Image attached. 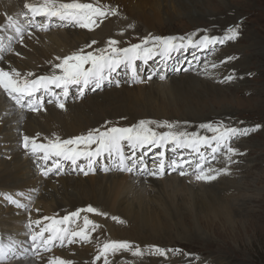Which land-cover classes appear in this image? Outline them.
<instances>
[{
  "label": "rangeland",
  "instance_id": "rangeland-1",
  "mask_svg": "<svg viewBox=\"0 0 264 264\" xmlns=\"http://www.w3.org/2000/svg\"><path fill=\"white\" fill-rule=\"evenodd\" d=\"M27 1L28 0H14L15 7L17 6V9H16L17 13L21 17L20 18L18 16L20 18L19 20L21 21V23L25 25H26V21L22 14L26 13L27 9L24 7V5L32 4V2L33 3H38L39 1L41 3L43 2L42 0H29V2ZM90 1L91 2L89 3H93L94 5H99L97 4L98 0H90ZM127 2L129 4H134L135 2L140 3V0H127ZM160 3L162 4V6L167 5L169 10L171 11V15L172 16L174 15L173 19H171L169 22L167 21L164 23H159L157 25V29H154V27L150 29L152 30V32L149 31L148 33H146V31L148 30L142 29L140 31L141 32L140 34L141 35H143V33L144 34L146 33V34L143 36H141L139 33L136 34V37L139 38V43H141L143 39L145 37H148L149 35L150 36H160L163 38H168V37H173V36L179 38L181 36H184V37H187L189 35L194 36L196 33L205 34L209 32L208 29L216 21L221 23L220 22L221 18L217 14V12H215V10H213L209 4L205 3L202 0H196V2L192 5H191L192 2H190V0H176V1L174 0L173 4L171 3V0H169L167 4L163 3L161 0ZM219 4H222L224 7L230 8L231 9L230 11H232V14H234V16L236 14V16L234 17L238 21L236 25H239V26L241 25L243 29V33H242L243 35L239 36L234 41H231V42L226 41L223 45H221L220 48H218L217 51L212 52L214 54H219L220 56L224 52H229V53L231 52V54L227 55V57L233 58L231 61L224 63L223 61L225 57H222L223 59L218 58L219 63L214 69L209 68L211 64H208L207 61L200 64L202 66L204 63H206L207 69H209V72H210L209 77L202 78L201 82H207L206 84L208 85L209 83H214L217 86H221L222 87L221 90H224L230 93L231 99L229 98L227 101H223L222 103L221 102L219 103L208 102L206 104H202L201 102H196L195 106H197L198 108L197 109L199 112L198 116H193V115L191 116L189 114H185V112H183L184 110H182L179 112L178 115H174V117H177V120L166 118L168 115H170V112L167 113L168 115L166 114V112H164L165 113L163 114L164 116L160 118H157V119L151 118V119L156 120V121H168L174 124L176 123L179 126V130H184L188 132H193L194 130L195 132L201 135H208V136H211L212 133L208 132L207 130L201 129L199 127L200 124L219 123L221 121L222 122L224 121V123L226 124L227 119H225L224 116H228V115L230 117H234L233 122H230V123H232L233 125H235V127H238V128H243L247 124V129H249L250 127V130H251V129H255L256 126L259 125V129L252 131L251 134L244 135L242 136V138H239L237 140L234 138L231 141L232 147L238 150H242L243 148H245L244 149L245 153L242 154L243 156L237 155L233 157V160L237 161L235 163H231V164L227 163L224 155L221 153H217L216 159L212 160L213 154L211 153L209 148L206 150L208 157L211 156L210 157V161H211L210 167L219 169L218 164L224 162L225 167L229 169L228 174L220 175L218 179L210 183H207V184L201 183L200 187L199 185H197L200 183V181L193 182V181H190V179L186 177L182 179L183 180L182 183L189 186V188H192L193 190H195V188L201 190L200 194H202L203 190H206V192H208L207 187H206L208 184L212 185L213 187H216L221 184H228L231 187L232 186L237 187L238 190L236 189V190H233L232 192L227 191L226 196H223L221 193H218V195L220 199L226 198V197L229 198L232 202L230 204L235 208L233 209V211L235 210V212L238 211L242 214L238 216L231 215V217L228 218V220L226 221L225 220L224 221L223 220L209 221L206 225L205 221L202 219L205 217V214H199V213L196 214L194 210H191L193 215L190 217V221L187 220L186 222L185 221L182 222L181 227H179L178 221H176L177 224L175 225L174 220H172L171 218H167L166 225L160 226L158 231L153 232L150 230L143 231L140 229L141 227L132 228L131 224L133 221L129 219L124 220L123 218H121V216L117 214L115 215H117L119 218L116 219L117 221L113 220L112 219L114 217L112 215L113 213L109 212L110 206H108L105 209L98 208V211L102 213H106L107 215H104V216L99 215L98 222L94 218L96 215L89 216V218L93 222L98 223L97 225L99 227L97 228V230L100 229L101 231L104 232L103 237L110 241L116 239L117 237H120L121 241H129V242H132L133 244V249L131 250H127V251L121 250L117 253H109L108 257L111 258L109 260V264H113V261H112L114 259L113 257H120L121 259L125 260L122 262H115L116 264H128V261L132 264H136L139 262L141 258L142 259H141L140 264H158V261L156 260L144 258L146 254H148V252L150 251L151 246H159L161 248L167 246V249H176V251H174L177 253L175 254L176 257L174 259H169L171 256V251H170L167 254V259H163L161 261V264H187L189 261H191V257L194 256L195 251H198V249H199V252H203L204 254L202 255L200 253L202 255V264H264V58H263L264 57V0H213L214 7L218 6ZM103 7L108 8L107 5ZM111 7H115V6L112 5L109 8ZM182 8H184L185 10H183ZM188 8H191L190 9L191 13L194 10H196L198 17H191L193 16V14H191L190 12H186ZM145 9L148 10V7H145ZM154 9L156 10V12H158V14H160L159 12L162 11L161 8H158V4H155ZM180 11H181V14L179 13ZM29 14L31 13H28V16L30 17ZM164 14H165L164 11L161 12L162 17H164ZM227 14H231V13H227ZM203 15H205L204 16L205 19H201L200 21H198ZM117 16H120L122 18V22L114 21V24L106 22L107 18L110 19L114 17L111 15L99 21L98 27H99L100 36L98 39H99V44L101 47L104 46L106 38H108V40L115 39L118 41L116 37H112V36H118V35L127 36V34L132 32V28L128 26L129 20H126V15L123 13H117L115 17ZM41 20L43 19H41L40 17H37L35 19V21H38V22H41ZM48 22L49 23L53 22L56 25L52 27L51 29H49L47 33H45L46 29L43 30V29H37L33 27L29 31H25V34L21 37V36H18L15 30L12 28L14 32L12 35L14 36L11 39L12 35L11 36L9 35L11 31L2 30V33L0 32L1 34L0 40L6 35L8 36H6L5 38H9V40L7 41L5 45V49L2 51V57H4V59L0 61V66H1L0 68H2V65L4 64L9 65L10 64L9 61L13 60L14 63L15 62L18 63V67L16 66H13V67L16 68V70L18 69L17 71L21 72L22 77L27 76L28 73H26V70L21 69L24 65L22 64L21 59L18 56V52H21L22 49L29 48L30 41L27 39V36L34 34V32L40 33L41 35H48V34H53L57 32L58 33L56 35L71 33L77 36V33L74 31H78L80 29V27L78 26L76 28V26L69 25L63 22H59L55 18H53L52 21H48ZM232 25L234 26V23L231 24V26ZM98 27H94V29ZM229 27L228 25L227 27L226 26L223 27L221 38H223L226 30ZM108 28H109L110 33H108ZM42 30L44 32H42ZM80 31L85 36L86 34H91L92 32V30L91 31L80 30ZM157 33L159 34L157 35ZM103 35H106V36L102 38ZM246 36H247V40L244 41L242 45L234 46L236 45V42L238 41V39H241L243 37L246 38ZM249 37L251 38L255 37L257 38L258 42L261 43V47L258 51L260 54V57L258 60H252L251 57L248 58V54L250 53V49H251L250 48L251 43L249 41ZM13 39L16 40L17 42L14 41V43H12ZM97 40L95 39L96 42H98ZM73 42L74 41L72 39H69L68 44H63L64 46H68L67 52L69 53L78 51L77 47H80V46H82L81 48H86V43L83 42L81 39L79 40V46H78L77 41H75L76 43H73ZM99 44L95 46L96 49L101 48L99 47ZM74 45L77 47H75ZM69 49L71 51L72 49L73 50L75 49V50L71 52ZM235 50L237 52H235ZM239 58H244V61H243L242 67H239L238 69H236L235 64H236V61L239 60ZM191 60L192 59L189 58V62H191ZM200 65H195V71L192 73L194 76H196V74H198V76H202V75L204 76L205 73L203 72L205 71V67L203 68L201 67V70L199 71V73H197L198 70L200 69ZM187 74L188 72L184 74H180V75L177 74L175 76H172V78L173 77L181 78L179 76H184ZM227 75H232L235 78L231 82H223V83L220 82ZM152 77L154 76L152 75ZM170 79L163 83H159L153 78L151 80H147V77H145L144 75L143 81L142 82L139 81L137 84L140 86L128 87V89L129 91L132 89L134 91L137 88H148L149 86H156L158 84H161V86L167 89L170 87V81H171ZM226 85L228 86L226 87ZM121 87L123 86H119L118 88L117 87L115 88H117L116 90H119L121 89ZM72 89L73 90L71 91V97L69 98V103L65 104V106L72 105V104H78L81 102L83 103L87 102L88 96H89L88 94L84 95L79 100L80 97L76 96V88L73 87ZM53 91L59 92L60 90L53 88ZM163 94H167V93L163 92ZM92 95L94 94H91V96ZM104 95L106 94H103L102 96ZM196 95H199V93ZM128 97L132 99L131 94ZM48 99H49L48 95L44 94V106L41 109V111L42 110L48 111V109L52 108V106L56 107L54 102L51 104L47 103ZM154 100L156 99H153L152 101ZM14 109H18L19 111L32 112L37 117L38 111H32L27 108L21 109L19 106H14ZM155 109L156 107L152 109H148V111L145 112L144 108H142L141 111H139V108H137L136 111L138 110L141 113L140 115H145V113H148V115H150L151 113L149 112L150 111L154 112ZM92 110H95V113H92L91 110H88V109L85 113H83L86 116L88 124L89 123L91 124V121L93 118H95V120H98V122H100L101 124H104L102 123L103 117L102 116L100 117L99 114H104L107 117H110L111 115L110 113L111 111H107L105 109H99V108L95 109L94 108ZM225 110H228L230 112L225 113ZM157 111H159V113L161 112L160 110H157ZM129 112H132V111H129ZM172 112L175 113L177 111L173 110ZM212 112H214V114H210ZM256 113H258V116L261 122H257V121L254 122L253 119L256 116ZM134 114L137 117L136 113H133V115ZM247 114H250V116H253L254 114V116L253 118L250 117L248 119L243 118L242 115H247ZM145 118H146L145 116L143 118L138 117L134 120V122L138 123L140 119H145ZM181 118L190 119L192 120V122L188 121V124L185 125L180 122L181 120L179 119ZM105 120L103 121L105 122ZM194 120H200V121L195 122ZM111 123L112 122H110L108 126H111ZM18 124L21 125L22 127L24 125V123L21 124V122H19ZM130 125L132 124L125 125V126H130ZM3 126L4 124L0 121V129H2ZM157 131L163 132V131H166V129H157ZM2 141L3 139H0V171H1V165L4 163V161L8 163L11 162V156L6 155L10 153L9 151L10 144L6 142L3 143ZM248 151H251L252 154L247 155ZM126 154L130 155L131 150L126 148ZM38 159H40V157L37 156V153H34L33 155L30 154L29 156H27V158L23 160H26L27 162L31 163V161L33 160L36 161ZM108 165L110 168H112V170L107 173L113 174V175H120V177L122 176L121 177L122 180L119 179V181H126V179L129 178L127 177V175L130 173L121 172L119 170H116L114 167H112L111 164H108ZM37 166H38L37 167V170H38L39 165ZM186 168H190V167L187 166ZM98 174L104 175L103 171L101 170L100 165H99L98 171H96V168H95V171L89 173L87 176H85L83 173L76 171L75 178L74 177L67 178L66 176L63 178L67 180H71V181H78L79 183L78 186L83 188L82 185L84 186V184L90 183V181L93 178H96L99 176ZM187 176L190 177L191 174H188ZM43 178L45 179L44 182L46 183H50L51 179L54 180V178H50V179H48L47 177H43ZM171 178L176 179L177 176L173 174L168 178L160 180L163 183H159L158 185H165L164 182L169 183L167 179H171ZM35 181L36 179H34V182ZM202 187L203 188L206 187V188L203 189ZM27 188H31V189H27ZM35 189L39 190L40 192L38 194V196H40L38 198V201L40 200L42 201V203L38 202L37 205L38 206L40 205L41 209H45L47 206H50L49 204L50 202L48 203L49 204L48 205L47 203L44 202L42 198L48 197L46 193L52 194L54 193V191L51 190V188H47V187L44 188V185H42L41 187H34L32 185H28L18 190L15 189L16 190L15 193L13 190L9 188L1 187L0 192L5 191V194L3 197L0 198V207L7 208L8 206H10V208H9V212L7 211L3 212L2 209L0 208V219L4 217H11V218L23 217V219L26 221V216H25L24 211L19 206H17L19 204L18 202L19 198H17L16 196H19V194H22L21 198L27 201V196L34 193ZM57 189H59V187H57ZM150 189L153 190L154 195L146 196L145 201H146L147 206L153 207L155 209H159L161 208V206H164L161 203V199H164V198L166 199L168 195H165V197H162L161 199H159L160 196H162L163 194L157 195V189L151 186L150 184H147L146 190L151 191ZM41 190H43V192H41ZM58 191L59 192H57L55 195L57 196V200L60 199L61 194H64V193H67L70 195L77 194L76 192H74L75 190L72 191V189H67V188H62L61 190H58ZM78 191L81 193L80 196L83 198H85V195H89V193L88 194L83 193L82 189H78ZM118 193L116 194L113 193V195H111L110 202H114V201L117 202V200H119L120 196L118 195ZM177 194L182 195V196L184 195L185 198H189V197H186L187 195H189L187 191L179 190ZM8 202H10L13 206L6 204ZM191 203H192V200L189 199L187 201L188 208L191 207ZM146 213H150V211L147 210ZM160 214L161 213H159V216H161ZM187 217L188 216L185 215V218ZM80 220L83 221V217H81ZM120 220H123L124 223L122 224L119 223ZM181 228H183L184 230ZM10 230H11L10 231L11 234L9 233L8 234L9 236H12V237L17 236V237L24 238V233H25L24 225L21 226L20 229L16 231H14V228H10ZM28 232H29V229L27 230V233ZM114 236H117V237H114ZM162 238H165V239L162 240ZM17 240H19V238H17ZM22 240H19V241H22ZM76 243L80 244L84 242H81L77 239ZM88 245L90 247V250H89ZM88 245H81V247L75 248L76 251L68 250L65 254L60 253V256L54 254V255H51V257L52 258L53 257L63 258L65 260L69 259L71 261H74L76 258H78L77 254H80V256L82 257L83 253H86V255H90L93 253V251L95 250L94 247H91L89 243ZM86 247H88L87 249L89 251L86 249ZM135 247H139L142 250L143 254L141 256L132 255V251L134 250ZM83 250H86V251H83ZM79 251H82V252L79 253ZM96 251H99V248H97ZM129 256H131V258H129ZM132 257H134V259H132ZM195 259L198 260L197 257H195ZM93 260L96 264L97 263L103 264V262H99L100 260L96 261L95 258Z\"/></svg>",
  "mask_w": 264,
  "mask_h": 264
},
{
  "label": "bare ground",
  "instance_id": "bare-ground-1",
  "mask_svg": "<svg viewBox=\"0 0 264 264\" xmlns=\"http://www.w3.org/2000/svg\"><path fill=\"white\" fill-rule=\"evenodd\" d=\"M79 1L91 2L90 0H79ZM168 1L169 0H162V2L165 4H167ZM173 1L174 0H171L172 4H173ZM202 1L209 4L210 7H212V9L215 10V12H217V14L221 18V21H220L221 23L216 21L208 29L209 32L205 34L196 33L193 36L194 40H198L202 38L203 35H214V36L221 37L222 32H223L222 31L223 27L225 26L227 27V25L228 27L229 26L231 27V24L233 23H234V26L237 24L238 21L236 18H234L236 14L234 16V14H232V11H230L231 10L230 8L224 7L222 4H219L218 6L214 7L213 0H202ZM27 2H29V0ZM62 2H72V0H62ZM160 2L161 0H140V3L135 2L134 4H129L127 0H98L97 4L101 6L107 5L108 8L113 5L117 9V13L125 14L126 20H129L128 26L130 25L132 26L130 27L132 28V32L127 34V36L126 35L125 36H121V35L112 36L118 39L119 43L117 46L121 48L122 46H131L133 44L139 43V38L136 37V34L137 33L140 34L141 33L140 31L142 29L148 30L146 31V33H148L149 31L152 32V30L150 29L153 27L154 29H157V25L159 23H164L167 21L169 22L171 19H173L174 15L173 16L171 15V11L167 7V5L162 6ZM190 2H192L191 3L192 5L196 2V0H190ZM32 4L38 5V4H41V2L40 1L38 3L32 2ZM155 4H158V8H161L162 10L161 12L163 11L165 12L164 17L161 16V12H159L160 14L156 12L157 9L156 8H155L156 10L154 9ZM145 7H148L149 11L145 9ZM16 9H17V6L15 7L13 0H0V28L1 30L12 31L11 28L7 27L8 26L7 17L8 16L13 17V15H15L14 12L16 11ZM182 9L185 10L184 8ZM188 9L186 10V12L191 13L190 11L191 8H188ZM179 13L181 14V11ZM227 13H231V14H227ZM191 14H193V16L191 17H198L196 10H194ZM29 15H30L29 18H31V14ZM204 16L205 15H203L198 21H200L201 19H205ZM40 18L43 19L41 20L40 23L43 24V23L48 22L47 18L45 17L43 18L40 17ZM114 21L122 22V18L120 16H117V17L114 16L110 19L107 18L106 20V22H109L111 24H114ZM80 30L85 31L86 29L80 28L78 31L73 30L74 32L77 33V36L71 33L56 35L58 32L53 33V34H48V35H41L40 33L34 32V34L27 36V39L30 41L29 48L28 49L24 48L21 50V52H18V56L21 59L22 64L24 65L23 67L21 66L22 67L21 69L26 70V73L32 72L33 76L31 78H36L42 74L43 75L51 74L52 71L54 70L55 64L60 62L57 59V57L62 58L64 56L72 54V53L67 52L68 46L63 45V44H68L69 39H72L74 41L73 43H76L75 41H77L78 46H79L80 39L86 43V48H81L82 46L77 47L74 45L75 47H77L78 51L80 49H84L85 52L94 51V49H96L95 46L99 44V39H98L100 36L99 27L96 29H93L91 34H86V36ZM239 30H240V36H242L243 29L241 25L239 26ZM108 33H110L109 28H108ZM145 34L143 33V35ZM158 34L159 33H157V35ZM106 35H103L102 38H104ZM95 39L96 40L98 39L97 40L98 42L96 44H91V42L95 41ZM246 40H247V36L246 38L243 37L241 39H238V41L236 42V45L234 46L242 45L243 42ZM108 41H109L108 38H106L104 46L101 47L99 44V47L101 48L107 47ZM249 41L251 43L250 45L251 49H250V53L248 54V58L251 57L252 60H258L260 57V54L258 51L261 47V43H259L257 38L255 37H252V38L249 37ZM220 47L221 45L217 44L215 46H210L207 50H202L199 48L186 49V53H188L189 58L192 59L191 66L193 68L187 75L179 76L181 78L171 77L172 79H170L171 80L170 87L167 89L161 86V84H158L156 86H149L148 88H137L134 91L133 89L129 91L128 87H121V89L119 90H116V89L109 90V84L106 83L105 86L101 90H98L97 92H94L91 89L85 90L84 95L86 94L89 95L86 103L81 102L78 104L68 105V106H65L64 110L59 109L57 106L56 107L52 106V108L48 109V111H45V110L38 111L37 117L34 114L25 113V111H19L18 109H14L13 100L10 97H8L7 94L3 92V90H0L1 92L0 93V121L4 124L3 128L0 129V139H3L2 141L3 143L6 142L10 144V147H9L10 153L6 155L11 156V162L8 163L4 161V163L1 165L0 188L1 187L9 188L13 190L15 193L16 190L22 187L28 186V185H32L34 187H41L42 185H44V188L46 187L51 188V190L54 191V193L52 194L46 193L48 197L42 198L45 203L48 204L50 202L49 203L50 206H47L45 209H43L44 210L43 213L46 216H49L51 213L56 212L57 214H59V216L62 217L63 215L68 214L71 211H74L76 209L86 207L89 205L96 207V208H103V209L110 206L109 212L113 213L112 215L114 217L119 218L117 216L119 215L124 220L129 219L133 221L131 224L132 228L141 227L140 229L143 231L144 230H150L153 232L158 231L160 226L166 225L167 218H171L172 220H174L175 225L177 224L176 221H178L179 227H181L182 222L184 221L186 222L187 220L190 221V217L193 215L191 210H194L196 214L198 213L205 214V217L202 219L205 221L206 225L209 221H213V220H220V221L225 220L226 221L228 220V218L231 217V215H236V216L241 215L242 213L238 211L235 212V210L233 211V209L235 208L230 204L232 202L229 198L227 197L221 198V199L219 198L218 193H221L223 196H226L227 191L232 192L233 190L237 189V187H234V186L231 187L228 184H221L216 187H213L212 185L208 184L206 186L208 192H206V190H203L202 194H200L201 190L197 188H195V190H193L192 188H189V186L182 183L183 180L180 178L167 179L169 183L164 182L165 185H158L159 183H163V182L153 181L150 179V182L146 183V185L150 184L151 186L156 188L157 195L163 194L162 196H160L159 199H161L162 197H165V195H168L166 199L165 198L161 199V203L164 206H161V208L159 209H155L150 206L148 207L146 204V201H145L146 196H152L154 195V193H153V190L151 189H150L151 191L146 190V185H145L144 180H134L129 177L126 179V181H119V179L122 180L121 179L122 176L120 177V175H113V174L104 172L105 173L104 175L98 174L99 176L96 178H93L90 181V183H86L84 184V186L82 185L83 188L78 186L79 185L78 181L67 180L63 177L61 178L56 177L54 178V180L51 179L50 183L43 182L37 176L38 175V170H37L38 164L35 163V160L31 161L33 165L32 167L30 166L29 162H27L26 160H23L27 158V156L30 155L28 153L32 151L31 145L27 149H25L23 146L22 140L20 139L21 135L20 137L16 138V136H19L20 133H23V134L30 136V138H35L37 143L46 144L48 143L49 140L54 141L57 137H59L60 139H67V138H73L77 135L86 134L89 130H92L94 128H102L106 124V122H112L111 126L112 125L125 126L129 124H134L135 123L134 120L138 117L143 118L145 116L148 119L160 118L164 116L163 115L165 114L164 112H166V114L170 112V115L167 114L168 116L166 118L177 120V117H174V115H178L179 112L182 110H184L183 112H185V114H189L191 116L192 115L198 116L199 112L197 110L198 109L197 106H195L196 102H201L202 104H206L208 102H217V103L221 102L222 103L223 101H227L231 97L230 93L224 90H221L222 88L221 86H217L214 83H209L208 85L206 84L207 82H201L202 78L209 77V73H210L209 69L203 72L205 73L204 76L203 75L198 76V74L194 76L192 74L195 71V65H200L203 62L207 61L208 64H211L209 68L214 69L212 68V63H216L217 65L219 63L218 58L227 57V55L231 54V52L230 53L224 52L220 56L219 54L212 53L213 51L214 52L217 51L218 48ZM74 50L72 49V51L71 50L70 51L73 52ZM235 52L237 51L235 50ZM193 53L195 54V57ZM177 56L179 57L178 62L180 64L182 62V59L188 55H185V51H181L177 53ZM243 61H244V58H239V60L236 61L235 68L238 69L239 67H242ZM9 63H10L9 65H6V64L2 65V68L8 71H11L12 69L16 70V68H14L13 66L18 67V63L15 62L17 64L16 65L13 60L9 61ZM205 64L206 63H204L202 66L200 65V69L198 70L197 73H199V71L201 70V67L202 68L205 67ZM185 67L186 65L183 66V68ZM120 69L121 68H119L117 72H119ZM155 69H156V65H153L152 63L149 64L148 70L150 71V73L154 71ZM55 71L58 72V69ZM206 71L208 74H206ZM121 83H122V86L128 85V81L126 82L122 81ZM227 86L228 85H226V87ZM163 92L167 94H163ZM198 93L199 95H196ZM91 94H94V95L91 96ZM103 94H106V95L102 96ZM130 94H131L132 99L128 97ZM153 99H156V100L152 101ZM154 107H156V109L154 112L150 111L149 112L151 113L150 115H148V113H145L148 111V109H152ZM94 108L95 109L96 108L105 109L107 111H111L110 117H107L104 114H99L100 117L101 116L103 117L102 123L104 124H101L100 122H98V120H95V118L92 119L91 124L90 123L88 124L86 116L83 113H85L87 109L91 110L92 113H95V110H92ZM137 108H139V111H141V109L144 108L145 115H140L141 113L138 110H137L138 112L136 111ZM157 110H160L161 112L159 113V111ZM173 110L177 111L175 112L177 114L173 113L172 112ZM129 111L136 113L137 117L135 116V114L133 115V113ZM229 112L230 111L225 110V113H229ZM210 114H214V112ZM242 116L243 118L248 119L250 117L253 118L254 114L253 116H250V114L242 115ZM124 117H126V119H123ZM224 118L227 119L226 121L227 126H235L232 123H230V122H233L234 117H230L228 115V116H224ZM103 120H105V122ZM179 120H181L180 122L185 125L188 124V121L192 122V120L187 119V118H181ZM253 120L254 122L255 121L261 122L259 119L258 113H256V116L254 117ZM194 121L199 122L200 120H194ZM19 122H21V124L24 123L23 127L18 124ZM243 128H247V124ZM249 130H250V127H249ZM251 133L252 131L250 130L249 134ZM240 138H242V136H240ZM17 139L19 140L17 141ZM244 149L245 148H243L242 150H238V152L245 153ZM153 150L154 148H152V151ZM250 154H252L251 151H248L247 155H250ZM240 156H243V155H240ZM105 161H107L105 163L111 164L110 161L108 160H105ZM218 167L219 169L225 168V163L223 162V163L218 164ZM96 171H98V169H96ZM34 173H36V176L38 177L37 178L35 176V179L37 180L35 182L36 184L34 183V179L32 177ZM201 183L207 184L206 182H200L197 185H199L200 187ZM57 187H59V189H57ZM62 188L72 189V191L75 190L74 192H76L78 195L77 194L70 195V194L64 193V194H61V198L57 200V196L55 195L57 192H59L58 190H61ZM78 189H82L83 193H87V194L89 193V195H85V198L81 197L80 196L81 193L78 191ZM179 190L187 191L189 195H187L186 197H189V198H185L184 195L183 196L178 195L177 192ZM113 193L114 194L118 193V195L120 196L117 202L116 201L110 202V198H111V195H113ZM189 199L192 200L190 208L187 207V201ZM147 210L150 211V213H146ZM159 213H161L160 214L161 216H159ZM185 215H187L188 217L185 218ZM1 219H0V240L7 238L9 236L8 235L9 233L11 234L10 228H14V231H16L20 229L21 226L24 225V230H25L24 232L27 233L28 229L27 227H25L26 221L23 219V217H19V218L4 217ZM43 223H46V222H43ZM43 223H42V226H43ZM27 234H30V233L28 232ZM103 235H104V232L101 231L100 229L99 230L96 229L94 232H91V239L87 243H89L91 247H94L95 250L90 255H86V253H83L82 257L80 256V254H77L78 258H76L73 261V264H96L93 260L96 255H99V251H96V249L102 247L104 242L110 241L108 239H105ZM114 237H117V236H114ZM14 238L16 239L19 238V240L24 239L23 237H17V236H15ZM120 239H121L120 237H117L114 240L121 241ZM163 239L165 238H162V240ZM113 258H114L112 260L113 264H116L115 262L125 261L124 259H121L120 257H113ZM129 258H131V256H129ZM110 259L111 258L108 257V260ZM132 259H134V257H132ZM66 261H71V260L68 259ZM103 261H104V257H101V260L99 262H103ZM9 264H34V263L30 260H22V261H13Z\"/></svg>",
  "mask_w": 264,
  "mask_h": 264
},
{
  "label": "snow or ice",
  "instance_id": "snow-or-ice-1",
  "mask_svg": "<svg viewBox=\"0 0 264 264\" xmlns=\"http://www.w3.org/2000/svg\"><path fill=\"white\" fill-rule=\"evenodd\" d=\"M24 7L27 12L22 15L26 25L12 16L7 17L8 26L13 28L16 34L21 37L25 31H29L33 27L47 29L48 24L35 21L36 17H45L48 21L55 18L59 22L91 31L94 27L99 26V21L103 18L117 15L115 7L105 8L93 3H82L79 0H72V2L43 0L41 4H25ZM28 13H31V18H29ZM239 36V25H236L229 27L222 39L214 35H203L198 40H194L192 35L179 38L148 36L141 43L123 48L117 46L119 43L117 40L111 39L108 41L107 47L87 52L80 49L62 58L57 57L60 62L55 64L54 70L49 75L42 74L36 78H31L33 73L29 72L27 76L22 77L20 71L15 69L8 71L0 68V90H3L21 109L41 110L44 106V94H47L49 97L47 103L54 102L59 109L64 110L70 88H76V96L78 97H83L87 89L101 90L106 83L113 82L111 77L121 66L129 70L131 79L136 82L138 80L137 61L147 64L148 61L160 57L162 65L166 67L173 53H179L189 48L207 50L210 46L234 41ZM96 43V41L91 42V44ZM193 55L195 57L194 53ZM232 59V57H225L223 62L227 63ZM216 66V63H212V68H216ZM57 69L58 72L55 71ZM175 70L180 72L189 69L177 68ZM205 70H207V64H205ZM160 71V68L154 70L155 73ZM206 74H208L207 71ZM152 78V74L147 76V80ZM234 78L232 75H227L220 82H231ZM159 79L163 81L166 77L160 74ZM115 83L116 86H119L121 82L117 80ZM53 88L60 91H53ZM108 123L110 122H106L102 128L89 130L86 134L67 139L57 137L54 141L49 140L46 144L37 143L35 138L24 135L22 143L25 149L31 145L33 153L37 151L43 153L42 159L46 162V166L52 157L56 158L52 160L50 166H47V170L43 172L44 176L50 172L62 170V164L65 162L69 163L74 171L83 173L85 176L94 172L97 164L101 165L102 171L109 172L112 168L105 163V160H108L112 167L121 172H135L139 175L159 177L165 174V152L160 151L153 159L155 166L149 168L144 161V155H147V151L143 155L137 156V150H147L148 146L154 149H163L172 145L173 152H176L177 149H189L191 153L199 157V162L193 163L192 160H186L181 154L179 158L170 160L168 166L171 171H178L179 175L184 176L188 174L185 165H189L194 168L191 175L196 181L210 183L218 179L220 175L228 174L229 169L227 167L220 169L206 167L205 165L211 161L201 151V148L207 146L210 149L213 154L212 160L216 159L217 153H221L227 163H235L237 161L233 160V157L243 153H239L238 149L232 147L231 141L238 136L248 135L250 131L247 128L227 126L222 121L200 124L201 129L212 133L211 136L201 135L195 131L179 130L177 124L168 121L140 119L138 123L131 126H108ZM157 129H166V131L161 132ZM258 129L259 125L251 131ZM126 148L131 150L130 155L126 154ZM81 213L106 215V213L98 211L96 207L89 205L71 211L60 218L43 217L42 221H35V224L39 226V231H32V224L29 223L31 249L27 247L19 249L15 243L8 245L0 243V264H5L13 256L20 258L29 252L33 256L39 255L42 251L51 252L57 243L63 247L65 243L71 245L77 242V239L84 243L89 242L91 232H94L99 226L90 220L88 215H84L83 227H72V225H77ZM112 219L116 220L117 217ZM42 223L43 226H40ZM119 223L122 224L124 221L120 220ZM45 233L48 235L45 236ZM131 249H133V244L129 241L112 240L104 242L99 248V255L95 256V260L99 261L101 257H104L103 264H109V253ZM170 251H176V249H164L159 246L150 247L151 253L159 254L161 257H167ZM142 254L139 247H135L132 251L133 256H141ZM47 264H72V262L53 257L48 260Z\"/></svg>",
  "mask_w": 264,
  "mask_h": 264
}]
</instances>
